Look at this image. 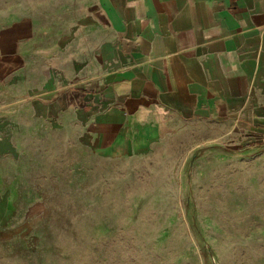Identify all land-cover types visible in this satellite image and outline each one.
<instances>
[{
	"label": "rangeland",
	"instance_id": "374dc122",
	"mask_svg": "<svg viewBox=\"0 0 264 264\" xmlns=\"http://www.w3.org/2000/svg\"><path fill=\"white\" fill-rule=\"evenodd\" d=\"M89 1L0 0V28L28 18L53 45ZM23 136L0 155V264H264V143L197 120L113 152Z\"/></svg>",
	"mask_w": 264,
	"mask_h": 264
},
{
	"label": "crops",
	"instance_id": "0c3cea01",
	"mask_svg": "<svg viewBox=\"0 0 264 264\" xmlns=\"http://www.w3.org/2000/svg\"><path fill=\"white\" fill-rule=\"evenodd\" d=\"M79 17L49 46L28 18L0 28V90L17 93L0 155L22 132L113 152L191 120L264 143V0H90Z\"/></svg>",
	"mask_w": 264,
	"mask_h": 264
},
{
	"label": "trees",
	"instance_id": "16d2710c",
	"mask_svg": "<svg viewBox=\"0 0 264 264\" xmlns=\"http://www.w3.org/2000/svg\"><path fill=\"white\" fill-rule=\"evenodd\" d=\"M202 255H203L204 259L207 260L208 253H207V250L206 249H203L202 250Z\"/></svg>",
	"mask_w": 264,
	"mask_h": 264
}]
</instances>
